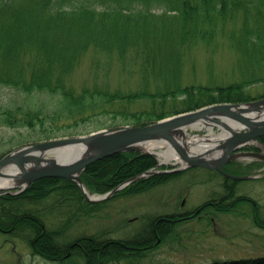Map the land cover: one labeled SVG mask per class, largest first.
I'll list each match as a JSON object with an SVG mask.
<instances>
[{
    "label": "trees",
    "instance_id": "trees-1",
    "mask_svg": "<svg viewBox=\"0 0 264 264\" xmlns=\"http://www.w3.org/2000/svg\"><path fill=\"white\" fill-rule=\"evenodd\" d=\"M157 7L162 8L160 13L152 11ZM251 10L256 17L249 25ZM237 11L244 18L240 29L244 31L240 42L242 53L238 60L242 77L225 86L190 85L181 89V47L197 39L208 42L215 35L216 24H224ZM89 47L108 56L115 53L124 70L138 61L142 86L135 93L127 94H121L119 90L109 93L108 89L98 86L88 95L87 90L75 94L66 86L65 79ZM263 51L264 0H0V83L12 85L29 95L45 91L53 98L60 116L67 114L65 118H71L73 125L70 124L69 130L62 134L55 127L56 117L51 113L55 109L46 113L49 108L36 102L17 107L18 116L11 113L13 109L6 108L0 113V120L8 125L25 126L30 132L23 137L24 142L80 134L83 132L76 129V122L82 114L114 99L144 97L151 81L160 88L163 85L167 95H181L183 100L180 102L187 108L212 102L245 101L249 97L245 95L244 87L264 80ZM128 53L132 57H127ZM244 66L259 71L248 75ZM154 95L165 94L157 92ZM171 109L176 111L169 106L168 110L153 109L132 115L121 112L120 120L114 118L113 121L143 124L169 114ZM260 139L264 142V136ZM13 143L18 144L19 140ZM154 164L150 155L122 152L90 163L81 178L88 188L102 193ZM179 174H154L132 182L124 190L141 192ZM93 175L97 179L87 178ZM55 185L58 187L50 190ZM55 189L59 196L81 197L73 181L40 178L15 196L0 197V229L9 230L12 235H29L34 252L56 264H99L102 261L117 264L121 260L131 264L132 257L137 259L155 240H165L170 232L168 223L179 220L169 214L158 215L144 228V234H134L128 239L86 240L90 247L84 254V248L77 247L81 246L79 242L58 243L61 227L44 229L40 218L32 217L29 212L18 214L19 208L15 205L23 200L38 203ZM231 195L230 190L226 191L212 206L227 211L241 202H253L241 195L226 201ZM208 202L205 201L202 207H208ZM96 206L92 204L90 211ZM254 214L256 223L264 227V218ZM76 248L78 251L74 256L77 258L66 262L67 253L72 254V249ZM263 258L228 260L225 264H264Z\"/></svg>",
    "mask_w": 264,
    "mask_h": 264
},
{
    "label": "rangeland",
    "instance_id": "rangeland-1",
    "mask_svg": "<svg viewBox=\"0 0 264 264\" xmlns=\"http://www.w3.org/2000/svg\"><path fill=\"white\" fill-rule=\"evenodd\" d=\"M161 10V7H157L152 11L160 13ZM253 11L248 14L249 25H252V20L256 17ZM243 20V15L237 11L235 16L232 19L228 18L224 24H216L215 35L208 42L197 39L181 47L179 78L181 89L190 85L225 86L239 81L243 74L237 63L242 53L240 42L243 40L244 31L240 29ZM254 37L255 35L252 36ZM127 57L132 56L128 53ZM137 64L138 61L136 65L124 70L115 53L108 56L89 47L65 79V84L75 94L87 90L88 95L93 92L95 86L106 88L109 93L116 90L121 94L135 93V90L142 86ZM244 68L249 72L248 75L259 71L248 66ZM28 76L29 73L26 72V77ZM158 88L160 87L151 81L148 93L144 97L114 99L102 107H95L78 118L76 129L90 132L113 128L111 125L133 126L132 121L123 124L121 121L120 123L113 121L114 118L120 120L121 112L132 115L153 109L167 110L169 106L179 111L193 110L196 107L193 105L184 107L180 102L183 100L181 95L177 97L167 95L163 85ZM244 91L245 95L253 100L263 97L264 80L250 83L244 87ZM157 92L165 95H154ZM52 101L53 98L45 91L29 95L12 85L0 83V113L6 108H11L13 109L11 113L18 116L16 108L31 105L30 102H36L37 105L45 104V108H49L46 111L48 113L55 109ZM51 113L56 117L55 127L65 134L73 125L72 119H66L67 114L61 117L58 107ZM109 122L112 124L109 125ZM70 124L72 125L69 126ZM24 130V127L2 124L0 120V153L15 147L8 145V142L20 132L24 133ZM32 142H25L22 145ZM252 162L247 160L240 162L238 172L252 178L238 182L235 185L236 190L230 189L232 195L226 199L229 201L232 197L233 200L237 195H241L253 201L250 205L242 203L227 211L211 210L193 218L168 223L170 232L167 238L163 241L155 240L150 247H144L146 249L137 259L132 257L131 264H212L214 260L222 263L228 260H251L255 256L264 257V227L256 223L257 218L254 214L257 213L258 218H264V161L256 164ZM189 169L178 177L167 179L141 192L120 191L101 201L94 211L89 210L90 206L82 204L85 201L82 195L81 197L75 195L76 198L59 196L56 195L58 193L56 189L38 203L23 200L15 206L19 208L17 209L19 215L29 212L32 217L40 218L44 229L53 230L61 227L58 243L79 242L81 246L77 247L84 248L86 254L90 247L86 240L128 239L134 234H144V228L157 215L191 210L206 200L217 201L216 198L225 193L221 186L222 177L209 175L202 169ZM87 178L97 179L95 175ZM57 187L58 185L51 186L50 190ZM78 193L80 196L79 190ZM29 239L31 240L29 235L22 233L12 237L0 234V264L57 263L36 254ZM78 248L72 249L73 255L68 254L69 257H65L64 260L68 262L71 258L76 259L74 255ZM120 262L125 264L126 260ZM113 263L102 261L99 264Z\"/></svg>",
    "mask_w": 264,
    "mask_h": 264
},
{
    "label": "water",
    "instance_id": "water-1",
    "mask_svg": "<svg viewBox=\"0 0 264 264\" xmlns=\"http://www.w3.org/2000/svg\"><path fill=\"white\" fill-rule=\"evenodd\" d=\"M263 110L264 98L246 103L214 104L200 110H194L182 115L165 118L146 126L123 127L113 131L99 130L87 135L59 138L36 143L23 147L18 150V152L11 153L0 159V176H13V178L19 182L18 185L22 184L23 187L38 178L60 177L75 181L83 190L84 187L79 178V174L90 162L126 150H139L137 148L139 143H145L151 140L170 143L179 156L185 159L187 163L185 165L180 164L173 170H149L146 171L144 175L171 172L190 166H201L221 170V165L232 159L234 156V154H232L234 149H237L239 146L250 140L257 139L264 135V116L260 117L259 115ZM224 119L240 122L244 125L240 128L244 129L242 131H235L230 128ZM207 120L222 124L228 130V134L218 139V141L213 144H208L203 152H200L199 154H188L185 151V149H187L186 143L183 141L185 136L184 129L188 127L193 128L192 126L195 125L196 121H201L206 124L208 123ZM216 127L218 128V126ZM176 137L181 139L182 144L177 142ZM77 142H83L87 145L82 150V147L77 148L76 150L79 151L78 154L74 156L71 155L72 153L63 155L62 157H59V161L52 158L44 159L48 163H40L39 160L41 159V154L58 151L68 143ZM218 149H220V154L211 153ZM145 152L155 155V153L151 151ZM243 155H254L264 159V154L261 153L247 152L243 153ZM11 162L16 163V166L20 171L19 173H13L9 171L12 168L6 167V165ZM226 175L232 178H243L241 176L230 174ZM138 177L139 176H135L129 181ZM125 184L126 183L116 187L111 193L98 196L96 199L89 198L84 190L83 193L86 199L96 201L97 199L109 197Z\"/></svg>",
    "mask_w": 264,
    "mask_h": 264
},
{
    "label": "bare ground",
    "instance_id": "bare-ground-1",
    "mask_svg": "<svg viewBox=\"0 0 264 264\" xmlns=\"http://www.w3.org/2000/svg\"><path fill=\"white\" fill-rule=\"evenodd\" d=\"M259 115H260V117H263L264 116V110L261 113H259ZM225 121L228 123L230 128H232L233 130H239L240 127L244 126V125H242L241 123H239L237 121H230V120H227V119ZM219 126H221L222 129H223L221 131V133L211 132L212 130L210 128H208V131L210 133L207 134V135H200V134L191 135V136L186 135L184 137V139H183V141L186 143V148H187V149H185V147H184L185 151L188 154H191V153L199 154L200 152H203L206 149V146H207L208 143L216 140L217 138L220 139V137L226 136V134L228 133V130H226L225 127L222 124H219ZM55 139L56 138H52L51 140H55ZM176 140H177V142L181 143L180 138L176 137ZM86 146L87 145L84 144L83 142L68 143L66 146H64L62 149H60L58 151L47 152V153L41 154L40 155L41 159L39 161H40L41 164L48 163L44 159L52 158V159H55L56 161H59V159H60L59 157H62L63 155H67V154H71V153H72L71 155L74 156V155L78 154V152H79L78 150H76L77 148L82 147L81 148V150H82ZM137 148L139 150H141V151L142 150L155 151L156 152V156H157L159 161H161V162H173L174 161L173 163L177 167L180 164L185 165L187 163V161L185 159H183L182 157H180L179 154L172 147V145L170 143H168V142L166 143L164 141L160 142V141H157V140H151V141L145 142L143 145L137 146ZM238 151L240 152L239 153L240 155L235 153V152H232V154H234L232 159L237 161L238 163H240V158H242L243 153H245L246 149H245V147H242ZM136 152H139V151H136ZM249 152L258 153L260 151H259V149H251ZM211 153L220 154L221 152H220V149H218V150H216L214 152L212 151ZM10 154H11V150H8V151H6V152H4V153H2L0 155V159L4 158L5 156L10 155ZM251 158H252V156L246 155V160H251ZM248 162H250V161H248ZM6 167L12 168L13 170L17 169L15 162L9 163L8 165H6ZM201 169L205 170V171H208L209 168L202 167ZM18 183L19 182L17 180H15L13 178V176H9V177L0 176V187L1 188H7L9 186H12V185H15V184H18Z\"/></svg>",
    "mask_w": 264,
    "mask_h": 264
},
{
    "label": "flooded vegetation",
    "instance_id": "flooded-vegetation-1",
    "mask_svg": "<svg viewBox=\"0 0 264 264\" xmlns=\"http://www.w3.org/2000/svg\"><path fill=\"white\" fill-rule=\"evenodd\" d=\"M230 163H232V162H230ZM230 163H229V164H230ZM229 164H225V165H224V168H225V167H229V166H228ZM231 165H234V162H233ZM235 165H236V164H235Z\"/></svg>",
    "mask_w": 264,
    "mask_h": 264
}]
</instances>
